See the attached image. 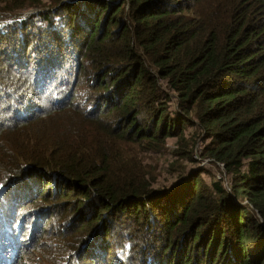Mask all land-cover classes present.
Wrapping results in <instances>:
<instances>
[{
  "label": "trees",
  "instance_id": "trees-1",
  "mask_svg": "<svg viewBox=\"0 0 264 264\" xmlns=\"http://www.w3.org/2000/svg\"><path fill=\"white\" fill-rule=\"evenodd\" d=\"M0 15V181L35 221L37 263L264 264V0H0ZM196 146L227 186L176 166Z\"/></svg>",
  "mask_w": 264,
  "mask_h": 264
},
{
  "label": "rangeland",
  "instance_id": "rangeland-1",
  "mask_svg": "<svg viewBox=\"0 0 264 264\" xmlns=\"http://www.w3.org/2000/svg\"><path fill=\"white\" fill-rule=\"evenodd\" d=\"M34 11H36V9L25 10L23 13L19 15V18L17 19L24 18V16ZM12 20L13 18L9 15H4V16L0 15V23L12 21ZM174 148H175V139L173 138L168 139L164 152L162 154L154 156L153 160L151 161L153 165V172L159 184H165L167 182H170L173 176L175 175L174 173L175 166L172 165L173 159L171 157V152ZM200 150H201V147L196 146L195 151H194V158L195 160L199 161V163H196V162L186 163L182 158H179L177 159L178 163L176 164V166L180 167V166L190 165V166L206 167L210 170V173L203 174V178L205 179L207 183H209L213 179L221 178L224 182V186H227L226 177H225V174L223 173L222 167L215 168L213 165L207 162V159L200 160L201 158ZM12 184H13L12 180L5 182V183L0 181V195L2 194V192H4V194L7 193L8 201L10 202L9 205H6L5 203H2L1 201L0 206L7 207L8 213L12 214L13 218L8 223L10 224L12 229L15 228L13 232H14L16 243L17 245L19 244V248L16 250L17 254H16L15 261L9 262V264H49L45 261L42 263H37L38 260L41 259L40 257V255H42L40 254L41 251L33 250L32 249L33 247L32 246L30 247V245H28L30 242L31 234H32V227H34L35 221L32 220V225L24 223V213L25 212L23 211V207H22V210L19 211V208H21V205H16L15 199L9 198L11 194V192L9 191L10 189L9 187ZM15 214H18L20 218L23 219V221H20L21 223L17 224V221H19V218L17 219L14 218ZM3 220L4 219L0 217V223H2ZM17 229H18V232H16ZM4 231H6V228H4ZM47 245L49 246L47 251H43L45 255L50 252L57 253V250L59 246L62 245V242L58 238L55 239V238L50 237L45 240V246ZM12 246L13 245H11V247ZM24 246L26 248L25 249L26 253H24ZM4 264H8L6 260Z\"/></svg>",
  "mask_w": 264,
  "mask_h": 264
}]
</instances>
